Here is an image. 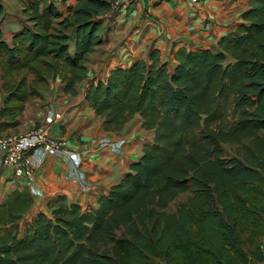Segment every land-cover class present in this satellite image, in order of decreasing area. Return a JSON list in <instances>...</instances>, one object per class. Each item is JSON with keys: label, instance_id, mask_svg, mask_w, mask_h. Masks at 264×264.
Returning <instances> with one entry per match:
<instances>
[{"label": "trees", "instance_id": "16d2710c", "mask_svg": "<svg viewBox=\"0 0 264 264\" xmlns=\"http://www.w3.org/2000/svg\"><path fill=\"white\" fill-rule=\"evenodd\" d=\"M112 2L77 0L64 15L54 0H23L28 24L9 43L0 0V128L17 127L52 78L76 93ZM242 20L216 48H180L172 65L152 50L89 86L104 130L119 133L140 116L154 139L95 208L58 197L22 231L31 205L14 193L0 210V264L264 260V0H250ZM225 144L240 155L228 158Z\"/></svg>", "mask_w": 264, "mask_h": 264}, {"label": "crops", "instance_id": "0c3cea01", "mask_svg": "<svg viewBox=\"0 0 264 264\" xmlns=\"http://www.w3.org/2000/svg\"><path fill=\"white\" fill-rule=\"evenodd\" d=\"M76 3L77 0H69L67 6ZM249 5L250 0H138L117 14L114 21L103 22V43L88 57V75L77 85L76 93H65L61 80L52 78L39 95L27 101L17 127L0 128L1 136L25 134L53 120L54 137L68 140L71 151L86 152L80 169L86 185L75 176L72 164L58 156L37 153L31 176L16 178L11 170L2 167L0 155V210L14 193L25 196L31 207L20 222L24 231L38 214H47L50 203L58 197L84 209L95 208L99 198L120 183L131 165L141 158L144 145L153 141L154 132L142 128L140 116L119 133L104 130L103 118L86 101L89 86L105 81L116 67L148 60L152 50L160 51L172 65L180 48H216L218 41L243 21ZM18 25L9 38L4 34L7 42L22 30ZM25 74L31 82L33 77L27 72L22 75ZM56 114L60 117L55 118ZM106 141L108 144L103 145ZM255 264H264V260Z\"/></svg>", "mask_w": 264, "mask_h": 264}, {"label": "built area", "instance_id": "2783aa9c", "mask_svg": "<svg viewBox=\"0 0 264 264\" xmlns=\"http://www.w3.org/2000/svg\"><path fill=\"white\" fill-rule=\"evenodd\" d=\"M138 0H113L110 9L100 16L105 23L115 20L116 15L129 9ZM57 6L65 3V0H54ZM56 114L55 118H59ZM53 120H47L44 124L32 128L25 134L0 135L1 165L4 169L12 171L14 177L23 178L31 176L36 168V154L42 152L44 155H54L70 162L75 169V176L86 185L84 174L80 171L82 156L86 152H74L70 150L68 140L56 138L52 135L51 125ZM108 144V141L103 145Z\"/></svg>", "mask_w": 264, "mask_h": 264}, {"label": "rangeland", "instance_id": "374dc122", "mask_svg": "<svg viewBox=\"0 0 264 264\" xmlns=\"http://www.w3.org/2000/svg\"><path fill=\"white\" fill-rule=\"evenodd\" d=\"M23 0H1L2 5L5 9V15H4V20L2 22V29L4 31V34L7 38L11 36V33L16 29V24H19L18 26H25L26 24V18L22 15V11L24 9V5L22 3ZM68 3L69 0H67L65 3H63L62 6H59V11L65 13L67 8H68ZM21 27V28H22ZM105 59L107 60L108 57ZM103 72L99 73L100 77L102 76ZM101 79V78H100ZM102 81V80H99ZM123 129L122 131H124ZM146 143L144 147L147 145ZM225 154L228 158L233 157L234 155H240V147L239 146H233V145H228L225 144L223 145ZM109 193V192H108ZM188 194H184L180 196L178 199H176L175 202H173L170 207L169 211H175L177 206L185 201L187 198ZM25 220V219H24ZM157 264H163L162 261H157Z\"/></svg>", "mask_w": 264, "mask_h": 264}]
</instances>
